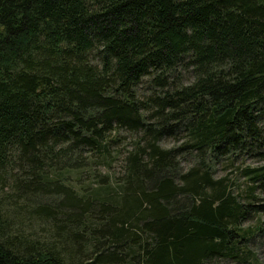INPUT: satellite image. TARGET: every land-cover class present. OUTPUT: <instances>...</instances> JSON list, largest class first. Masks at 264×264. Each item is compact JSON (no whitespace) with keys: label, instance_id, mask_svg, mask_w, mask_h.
Listing matches in <instances>:
<instances>
[{"label":"trees","instance_id":"trees-1","mask_svg":"<svg viewBox=\"0 0 264 264\" xmlns=\"http://www.w3.org/2000/svg\"><path fill=\"white\" fill-rule=\"evenodd\" d=\"M247 159L240 199L212 165ZM258 235L264 0H0V264H261Z\"/></svg>","mask_w":264,"mask_h":264},{"label":"rangeland","instance_id":"rangeland-1","mask_svg":"<svg viewBox=\"0 0 264 264\" xmlns=\"http://www.w3.org/2000/svg\"><path fill=\"white\" fill-rule=\"evenodd\" d=\"M138 135L133 133L120 131L118 133L116 142L112 143V154L113 158L110 165H105L103 168H98V171L107 174L110 177V182L118 181L122 178L125 157L127 156L128 152L133 149L135 146V142L137 140ZM183 139L181 137L174 139V138H165L160 143L163 147H171V146H178L181 144ZM179 166L181 171H186L188 168L193 166L196 163L195 157L193 154H182L178 157ZM243 162L245 165L255 166L258 165L259 162L253 159H247L244 161H235L232 165H227L225 161H220L212 165V171L217 177L225 176L227 179L229 186L233 187L234 192H239V198H245V192L242 191L246 188V179L242 176L239 172L238 168L242 167ZM84 176V175H83ZM97 178H95L96 180ZM241 190V191H240ZM241 194V196H240ZM243 201V200H241ZM255 218L247 220L244 222V225H251L254 224ZM253 250L255 251L259 261L261 264H264V236H256L253 244ZM222 264H234V263H222Z\"/></svg>","mask_w":264,"mask_h":264}]
</instances>
